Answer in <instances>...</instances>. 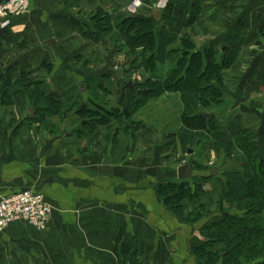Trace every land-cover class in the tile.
<instances>
[{
  "label": "crops",
  "instance_id": "obj_1",
  "mask_svg": "<svg viewBox=\"0 0 264 264\" xmlns=\"http://www.w3.org/2000/svg\"><path fill=\"white\" fill-rule=\"evenodd\" d=\"M131 1L30 0L27 13L0 23L1 73L11 83L19 80L22 71L44 82L42 91L53 98L59 112L37 110L29 98L0 104V198L35 188L53 205L46 229L17 220L0 232V264H120L126 236L132 237L140 264H200L193 247L202 238L203 223H189L184 213L174 212L158 194L161 182L178 178L177 167L165 161L161 150L163 136L156 142L153 138L168 118L139 119L134 138L129 120L101 125L95 135L103 138L96 141L78 136L80 105L94 99L108 108L111 103L101 98L112 97L119 87H106L98 80L100 86L94 84L92 77L106 79L109 74L100 76L94 62H82L96 46L85 35L83 23L90 24L98 12L131 16L127 10ZM160 1L149 3L155 6ZM154 6L139 14L153 15ZM199 13L201 26L196 23L186 30L200 45L224 38L240 20H248L247 40L225 87L234 109L259 118L264 128V0H204ZM124 76L107 80L113 84L114 79H131ZM69 86H79L70 108ZM36 110L40 121L33 118ZM179 124L180 120L175 130ZM241 128L230 122L226 131L232 135ZM73 130L75 135L70 134ZM261 140L264 153V136ZM147 144L151 152L145 155Z\"/></svg>",
  "mask_w": 264,
  "mask_h": 264
},
{
  "label": "trees",
  "instance_id": "obj_2",
  "mask_svg": "<svg viewBox=\"0 0 264 264\" xmlns=\"http://www.w3.org/2000/svg\"><path fill=\"white\" fill-rule=\"evenodd\" d=\"M203 2L170 0L161 19L153 15L122 17L98 12L90 24L83 23L85 35L95 43H101V38L108 35L117 48H126L137 55L134 63L151 74L148 72L149 78L138 82L140 92L127 86L128 81L114 79L113 85L122 87L121 99L116 105L106 108L94 99H90L89 105L81 104L76 111L81 119L78 127L81 133L77 132L79 137L84 135L94 139L99 126L125 120L132 123L134 132L138 131L141 121L136 116L144 108L167 93L179 94L184 105L181 124L177 131L164 133L159 143L161 150L166 159L173 153L184 156L192 148L200 151L188 153L192 156L188 162L193 168L192 176L161 182L159 196L174 212L184 213L189 223H203L202 238L193 247L200 264H264V153L261 140L264 128L261 129L257 117L258 122L251 125L243 124L236 117L233 122L241 124L242 128L229 135L226 127L230 122L223 123L222 116L211 111L224 103L225 80L218 73L221 69L231 68L238 58L249 33L248 20L245 23L244 19L240 20L230 34L219 38L221 41H209L206 51L198 52L196 49L200 44L194 37L189 34L179 36L178 33L198 22ZM138 47L143 49L136 51ZM165 62L172 64L165 73L153 76L157 65ZM1 72L0 67V104L21 103L22 98H29L37 110L44 108L50 115L59 114L56 102L42 91L44 82L34 80L22 71L19 80L11 83ZM114 76L116 73H110L107 79ZM79 86H69L66 92L69 108ZM104 99L108 100L101 98ZM38 112L33 114L35 121H40ZM204 114L214 116L208 120ZM75 133L73 130L70 134ZM195 142L200 146L193 144ZM208 150H214L218 156L217 164L211 167L202 165L203 151ZM214 167L218 168L217 174L213 173ZM212 188H217L216 194H211ZM120 260V264H140L132 237L124 238Z\"/></svg>",
  "mask_w": 264,
  "mask_h": 264
},
{
  "label": "rangeland",
  "instance_id": "obj_3",
  "mask_svg": "<svg viewBox=\"0 0 264 264\" xmlns=\"http://www.w3.org/2000/svg\"><path fill=\"white\" fill-rule=\"evenodd\" d=\"M169 1L170 0H161L160 3L159 2H157V3L155 2L156 3L155 6L152 5V3L144 2V6H142V8H141L139 13H141V11L144 10V9H150L151 6H154L155 8H161L163 10L164 8L167 7ZM141 14H143V13H141ZM196 26H201V23H197ZM188 30H186V32H179L178 33L179 36H183L185 34H189ZM202 30L206 31L207 28H202ZM203 31L201 32V34L203 33ZM205 37H208V35L205 34ZM115 38L117 40V37H115ZM125 40L126 39H123L124 42H125ZM92 41L94 42V40H92ZM219 41H221V40L219 39ZM100 42L101 43H96L97 47L92 44L95 47V50L92 49V51H91L92 53H88V51H87L88 57L86 59H84V58L81 59L82 62H84L86 60L85 64H87L88 61L94 62L93 63V67L95 69H97V70L99 69L98 73L100 72V76L104 75L105 72H107V74L116 73L118 75H123V76L125 75L124 77L127 78V79L128 78L132 79V76H136V77H138L140 83L144 82L147 78H149V76H148V72L149 71L147 72L144 69L143 66L137 65V64L134 63V59L137 57V55L131 54L130 52L127 51L126 48L125 49L117 48L116 44L113 42V39H110V37L108 35H104L103 38H101ZM205 42L208 43L209 41L207 40ZM223 43H225V42L222 41V44ZM142 49H143V47H138V48H136V51L137 50H142ZM220 52H222L221 48H220ZM81 60L79 58V62H81ZM171 64H172L171 62L159 63V65H157V67L159 69L158 68L156 69V72L154 73L153 76H158L160 73H162V74L165 73L166 69ZM233 65H234V63H233ZM233 65H232V67H233ZM232 67L228 68L226 70H222V69L220 70V72L218 74L223 76L222 77L223 80H225V81L228 80V82H229V80H231L232 77L229 76V74H231V72H233ZM150 74L151 73L149 72V75ZM112 76H113V74H112ZM213 76H217V74H213ZM102 77H103V79H101V78L94 79V77H92V80H94V84H98V81H100L103 84V86H106V87L107 86L108 87L112 86V88H113V84L110 83L107 80V78L105 79L104 76H102ZM96 80H98V81H96ZM95 82H97V83H95ZM91 83L93 84V82H91ZM83 85L85 86V84H83ZM81 89L85 90L86 86L81 88ZM121 90H122V87L119 86L118 88L114 89V92L112 91V94H110V96L112 95V97H108V101L111 103L112 106L114 104L116 105L120 101V98H121V95H122V91ZM180 99L181 98H180L179 94L167 93V94L163 95L159 99V101H160V102L158 101L159 103L153 104L152 105L153 107H151V105L147 106L144 109V111L142 110V112H140V114H138L136 116L137 120H139V119L141 120V118H143V119H145L147 121L150 120V115L152 117H156L157 116V117H159V119H162L163 117H167L168 118L166 121H163V124L165 123L164 126H163V129L161 131L159 130V132H157V134H155V136H153L154 139L156 138L155 142L158 139L157 138L158 136H163L164 133L169 132L167 129H165L166 126H171L172 127V129H171L172 131L177 128L176 125L178 123V120L181 119L180 114L182 113V110L184 108V105L182 104ZM231 100H232V96H229V95L225 94L224 95V103L221 106H218L216 109L214 108V110H211L212 112L214 111L217 115L219 114L220 117L222 116L223 123L226 124L228 122H233L236 117L238 118V120L239 119L242 120L243 124H247L248 123V124L251 125V124H255V123L258 122V121H256L257 119L252 117V115L250 116L247 113H242V112L239 111V109L235 108L236 110H238V111H236L234 109L232 103H231ZM241 116H242V118H241ZM8 119H9V114H7L6 121H8ZM171 119H175V120L172 121ZM229 120H231V121H229ZM215 127H216V125H215ZM98 128H100V126ZM131 129H132L131 133H133L132 134V138H134L135 133L138 132V131L134 132L133 131L134 128H132V126H131ZM207 131H208V134H210L209 130H207ZM54 133H55L54 135L59 136L57 131H54ZM97 134H99V133H97ZM96 136L97 135H95V137ZM100 137H102L101 134H100ZM100 137H99V139H100ZM99 139L96 137L95 139H93V141H96V140H99ZM154 139H153L152 143L154 142ZM193 144L198 145L197 142H195ZM198 146H200V145H198ZM145 149L147 150V151L146 150L144 151L145 155H147V154H149L151 152V149H150L148 144L145 146ZM191 150H193L191 153L196 152L195 148H192ZM199 151L200 150H198V152ZM198 152H196V154H198ZM144 153H143V156H144ZM203 153H204L203 156H205L204 157V161L202 162L203 166L211 167V166H214V165L217 164L218 156H217V153L214 150H210V151L208 150V152L207 151H203ZM196 154L194 155V157L197 156ZM191 157L192 156H189L188 152L185 153L184 156H177V155L174 156V153H173L172 157H169V159H166L165 161L168 164H170V165L174 164V166L177 167V169H178L179 166L188 163L190 161ZM217 191H218L217 188H215V189L212 188L211 189V194H216Z\"/></svg>",
  "mask_w": 264,
  "mask_h": 264
},
{
  "label": "built area",
  "instance_id": "obj_4",
  "mask_svg": "<svg viewBox=\"0 0 264 264\" xmlns=\"http://www.w3.org/2000/svg\"><path fill=\"white\" fill-rule=\"evenodd\" d=\"M144 6L143 0H132L128 5L130 15H139ZM30 0H0V23L6 24L11 17L25 14L29 11ZM132 79L139 82L138 77ZM53 213V205L46 195L35 189L27 188L0 198V232L17 220H24L37 230L48 227Z\"/></svg>",
  "mask_w": 264,
  "mask_h": 264
},
{
  "label": "water",
  "instance_id": "obj_5",
  "mask_svg": "<svg viewBox=\"0 0 264 264\" xmlns=\"http://www.w3.org/2000/svg\"><path fill=\"white\" fill-rule=\"evenodd\" d=\"M162 13H163V10L161 8H155V10L153 11V15L157 19H161ZM50 43L52 47L55 46V42L53 40H51ZM208 47H209V44L207 42H204L196 49V51L204 53ZM127 84L132 90H135L136 92L141 91V87L139 86V83L136 80L130 79ZM80 87L83 88V84H80ZM145 91L146 90H144V92ZM203 116H205L209 120L214 116V114H210V115L204 114ZM192 151L193 150L190 149L188 153H191ZM217 172H218V168L214 167L213 173L217 174ZM192 174H193V168L190 163L183 164L179 166L177 169V175L180 180L190 178Z\"/></svg>",
  "mask_w": 264,
  "mask_h": 264
}]
</instances>
